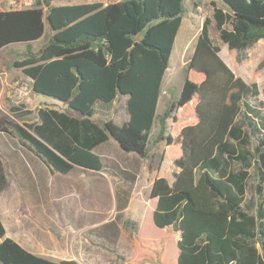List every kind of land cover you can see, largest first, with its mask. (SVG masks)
I'll return each instance as SVG.
<instances>
[{
	"label": "trees",
	"instance_id": "trees-1",
	"mask_svg": "<svg viewBox=\"0 0 264 264\" xmlns=\"http://www.w3.org/2000/svg\"><path fill=\"white\" fill-rule=\"evenodd\" d=\"M53 1L0 10V51L25 44L14 67L33 93L67 108L40 107L28 123L34 111L10 100L0 136L15 138L53 175H70L76 167L108 173L97 149L110 140L127 154L147 158L184 0ZM192 1L196 7L201 2ZM211 4L213 19L203 22L181 96L160 118L165 146L150 193L154 208L144 217L162 235L145 239L138 232L128 264H163L170 237L172 264H264V113L250 102L258 86L236 75L210 34L214 22L220 39L238 51L264 40V0ZM47 31L46 42L34 50ZM121 98L127 99L125 124L98 117L100 108ZM252 169L261 181L256 212L247 203ZM8 184L0 155V193ZM0 264L79 263L28 252L6 237L0 218Z\"/></svg>",
	"mask_w": 264,
	"mask_h": 264
},
{
	"label": "rangeland",
	"instance_id": "rangeland-1",
	"mask_svg": "<svg viewBox=\"0 0 264 264\" xmlns=\"http://www.w3.org/2000/svg\"><path fill=\"white\" fill-rule=\"evenodd\" d=\"M214 0H201L198 7L192 0H184L186 13L182 26L177 35L163 83L162 94L157 107V120L150 134L149 155L147 158L123 152L119 146L110 140L97 149L103 157L107 167L108 177L105 181L93 182L83 173L75 174V181L64 178H50L48 172L41 167L39 160L27 149L20 146L18 141L10 136L1 134L0 153L6 164V170L13 186V180L31 183L33 201L23 202L9 200V195L0 194V213L6 218L13 210L15 213L46 212L55 217L54 225L66 227L72 224L80 230L79 240L85 235H92L93 246L92 259L88 264H128L131 256L136 254L135 242L137 234L145 239H156L162 235V230L151 224L145 216L147 211L154 208V202L150 197L152 185L160 156L165 146V140L160 138V118L172 108L181 96L185 83L187 64L191 60L198 36L205 18L213 19ZM219 1V0H218ZM8 0H0V10L8 9ZM74 0H55V4H73ZM221 4V3H220ZM210 34L213 42L221 47V56L233 69L237 76L243 78L248 84H257L258 94L251 96L250 102L259 107L264 113V40L242 51L231 50L220 39L219 31L214 22L210 26ZM49 32L44 38L33 43V49L38 50L47 40ZM25 45L13 44L0 51V118L9 116V95L18 89H27L28 95L24 104L27 109L34 111L25 122L32 123L37 118V110L40 107H50L65 110L67 106L56 99L38 95L30 90V85L24 78L21 70L14 67V62L21 58ZM126 100L121 98L109 108H100L98 117L104 121H112L117 125L125 124L129 115L126 109ZM171 119H167V126ZM164 136V135H163ZM34 172L39 178H34ZM250 188L247 194V203L256 212L260 202L256 186L261 184L257 172L250 171ZM49 178V179H48ZM37 180L41 186L38 187ZM56 187L65 188L74 193V200L65 202L62 200L41 201L35 200L40 197L39 193L50 197ZM55 192V191H54ZM5 193V192H4ZM86 194V199L78 198ZM44 196V195H43ZM52 197V195H51ZM125 204V205H124ZM120 205H124L122 209ZM92 211V214L90 213ZM23 212V213H22ZM69 215H77V218H69ZM68 216V217H67ZM7 220V218H6ZM70 220L72 222L70 223ZM8 226L11 221H7ZM10 228V227H9ZM80 243V242H79ZM174 241L171 237L167 241L163 264H172L174 255ZM177 263V261H176Z\"/></svg>",
	"mask_w": 264,
	"mask_h": 264
},
{
	"label": "crops",
	"instance_id": "crops-1",
	"mask_svg": "<svg viewBox=\"0 0 264 264\" xmlns=\"http://www.w3.org/2000/svg\"><path fill=\"white\" fill-rule=\"evenodd\" d=\"M74 1L75 2L73 4H69V5L85 3L83 0H74ZM54 2L55 0L53 1L54 5H65L61 3L55 4ZM21 45H25V44H21ZM25 98L23 102H25ZM39 164L41 165L42 168H44L48 172L49 174L48 176L50 178L60 177V178H64V180L75 181L76 178L75 174L79 172L81 176L80 178H83L82 175L83 173H85L86 177L91 179L94 183L95 182L102 183L103 181L108 179L105 173L96 174L93 171L84 170L80 167H76L73 170V172L67 176H63L59 174L53 175L41 160H39ZM30 170L31 171L33 170L32 167L30 168ZM33 176L34 178L38 179L40 175L34 172L33 170ZM8 180H9L8 187L5 191L0 193L1 195L6 194L7 192L8 195L10 196L9 200L18 201L21 206H23L22 205L23 202L33 201V199H31L33 187L30 182L29 183L22 182L21 186H19L20 184L16 177V180H13L12 182L13 183L12 186L9 175H8ZM37 185L38 187L41 186L38 180H37ZM51 190L52 192L50 194V197H47L45 194H43L44 195L43 196L42 193H39L40 197L35 198V200H41V201L62 200L65 202H70L75 198L74 193H71V191L65 188L56 187L55 189H53L52 186ZM80 196L81 194L78 195V198L81 201H84L86 199V194L82 197ZM90 213L92 214V211ZM73 217L77 218L78 216L69 215V218H73ZM0 218L6 229V237H9L14 241L18 242L25 250H27L32 254L47 258L54 262H60L62 260H76L79 264H88V260L92 259L93 246H91L92 244L88 246V243H92L93 236L85 235L84 237H81L79 240V232L81 233L83 228H81L80 231L77 230V228L72 224H69V226L66 227L56 226L54 225L56 224L55 217L49 215L47 212L43 214L41 212L38 211L34 212L31 210L29 212L27 211V213L24 214H21L19 212L15 213L12 210L11 213L6 216L7 220L0 213ZM7 221H11L9 226ZM71 222L72 220H70V223Z\"/></svg>",
	"mask_w": 264,
	"mask_h": 264
},
{
	"label": "built area",
	"instance_id": "built-area-1",
	"mask_svg": "<svg viewBox=\"0 0 264 264\" xmlns=\"http://www.w3.org/2000/svg\"><path fill=\"white\" fill-rule=\"evenodd\" d=\"M85 3H103V4H109V3H115L119 2L121 0H83ZM42 6L43 0H41ZM38 3V0H9L8 2V9H24V8H31L35 6ZM2 74L0 73V78ZM28 95V91L26 89H18V91H15V93H11L9 97L11 98V101L16 104L20 105L24 98Z\"/></svg>",
	"mask_w": 264,
	"mask_h": 264
}]
</instances>
